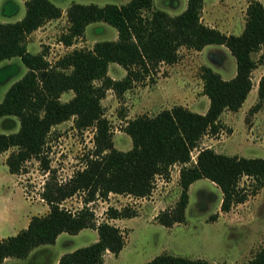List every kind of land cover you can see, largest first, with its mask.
<instances>
[{
	"label": "trees",
	"instance_id": "trees-1",
	"mask_svg": "<svg viewBox=\"0 0 264 264\" xmlns=\"http://www.w3.org/2000/svg\"><path fill=\"white\" fill-rule=\"evenodd\" d=\"M204 0H186V6L171 14L153 7V0H127L124 3L73 1L65 10L67 32L61 35L66 45L84 34L87 24L104 21L117 29L115 39H102L92 47H74L54 63L44 51L31 52L26 36L46 21L61 16L62 9L51 0H24V15L14 21H0V61L19 56L27 69L5 91L0 100V116L19 119L16 131L0 132V153L10 148L5 163L10 173L23 169L32 157L39 158L42 168L49 169L45 144L52 127L72 118L82 129L94 126V144L85 154L84 165L65 181L54 174L43 186L41 196L49 209L33 214L25 227L14 234L0 237V264L6 257H25L36 246L55 242L59 233H77L91 227L97 230L93 242L63 252L57 264H102L106 251L115 255L125 243L124 231L108 220L97 221L89 201L106 197L110 192L147 196L156 175L168 176L170 167L179 165V197L170 209L156 217L170 226L185 220L189 185L205 177L214 181L222 192L221 210L244 201L264 185V156H243L196 148L205 133L220 130L219 117L226 110H237L252 88V70L264 61V2L249 0L239 33L222 31L201 19ZM210 43L224 44L235 58L236 71L229 78L209 65L201 66L202 91L209 98L205 112L182 104L163 108L153 115L140 114L126 121L123 130L132 145L118 149L113 142L109 120L104 115L101 99L107 89L116 94L130 88L156 70L161 62L173 63L179 58L180 46L202 49ZM110 62L125 68L121 78L108 74ZM73 95L61 100L64 91ZM264 100V73L257 82L254 111ZM247 176L249 184H240ZM83 192L82 207L71 210L61 201ZM108 217H130L136 214L129 206H109ZM142 264H216L201 257L161 252ZM241 264H264V241L258 250Z\"/></svg>",
	"mask_w": 264,
	"mask_h": 264
},
{
	"label": "rangeland",
	"instance_id": "rangeland-1",
	"mask_svg": "<svg viewBox=\"0 0 264 264\" xmlns=\"http://www.w3.org/2000/svg\"><path fill=\"white\" fill-rule=\"evenodd\" d=\"M15 3V7L7 4ZM61 8L73 2L104 4L124 3L127 0H51ZM249 0H204L202 21L221 26L227 33H239L244 25L245 7ZM264 2V0H261ZM180 9L186 0H153V7L165 9L168 3ZM172 6V7H173ZM25 12L19 0H0V21H14ZM21 16V17H20ZM19 17V18H18ZM49 26V27H48ZM41 27L37 35L26 37L31 52L44 51L51 63L74 47L90 48L97 40L115 39L117 29L104 22H92L83 35L66 45L61 35L67 32L66 15L58 21ZM262 49L254 52L257 58ZM209 65L225 78L235 74L236 62L229 49L220 43H210L202 49L180 46L179 58L173 63L161 62L156 70L143 80L136 81L122 95L107 89L101 99L104 115L109 120L113 142L118 149L131 147V137L123 130L126 121L140 114L153 115L163 108L182 104L198 112H205L209 98L202 91L201 66ZM19 56L0 61V100L6 89L26 71ZM124 67L110 62L108 74L121 78ZM264 73V61L252 70L253 85L237 110H224L219 120L220 130L205 133L191 154L196 158L198 148L210 146L214 150L243 156H264V100L261 106L249 112L257 100V80ZM73 95L64 91L61 100ZM19 119L14 115L0 116V132L16 131ZM94 126L76 128L73 119L54 125L45 144L49 169H43L39 158L32 157L23 169L10 173L5 158L10 149L0 153V237L14 234L25 227L33 214H44L49 205L41 196L44 183L54 174L59 182L68 179L84 165L85 154L92 148ZM179 165L170 167L169 175H156L152 191L137 197L128 193L110 192L106 197L89 201L97 221L108 220L119 226L125 234V243L118 254L106 251L102 264H142L161 252L205 258L216 264H241L249 259L264 241V185L247 198L233 204L227 211L221 210L222 192L212 180L202 177L188 188L189 198L185 208V220L170 226L161 224L156 215L172 208L180 193ZM243 176L240 184H249ZM83 192L66 197L61 205L76 210L84 204ZM109 206H129L136 214L130 217H108ZM97 230L86 227L77 233L61 232L53 243L34 247L25 257H7L2 264H57L58 257L66 251L89 244L97 239Z\"/></svg>",
	"mask_w": 264,
	"mask_h": 264
},
{
	"label": "crops",
	"instance_id": "crops-1",
	"mask_svg": "<svg viewBox=\"0 0 264 264\" xmlns=\"http://www.w3.org/2000/svg\"><path fill=\"white\" fill-rule=\"evenodd\" d=\"M19 2L20 3H24V0H19ZM7 4H10L11 6L13 5L14 7H15V3H13L12 1H8L7 2ZM169 4V6H166L165 7V9L164 10H166V11H168L169 13H171V14H174V13H178V12H180L181 10H183L184 8H185V6H186V3L180 8V9H175L174 8V6H173V4L174 3H172V2H170V3H168ZM173 6V7H172ZM204 6H205V3H203V8H202V10L204 9ZM62 9V14H61V16H59V17H57V18H53V19H50V20H48V21H46L44 24H42L41 26H39L37 29H34L33 31H31L26 37H28V36H30V35H32L33 34V36L35 35H37V31L41 28V27H45V26H48V24H50L51 22H54V21H58L60 18H63L64 17V15H65V8H61ZM21 17V16H20ZM19 18V17H18ZM201 18H202V15H201ZM95 22V21H94ZM96 22H101V21H96ZM92 23V22H91ZM90 24V23H89ZM89 24H87L86 25V27H88V25ZM211 26H215V27H218L219 29H221V26H219L218 24L217 25H215V24H211V23H209ZM49 27V26H48ZM85 27V31H86V28ZM85 31H84V33H85ZM28 48V47H27ZM259 79V78H258ZM257 82H258V80H257ZM208 104H209V102H208ZM190 109H192V110H195V109H193V108H191L190 107ZM82 230V229H81ZM59 235H60V233H59ZM58 235V236H59ZM56 240H57V238H56ZM55 240V241H56ZM6 259H7V257L4 259V261H6ZM3 261V262H4ZM2 262V263H3Z\"/></svg>",
	"mask_w": 264,
	"mask_h": 264
}]
</instances>
